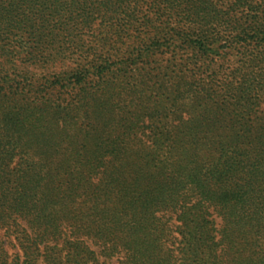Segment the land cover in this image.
I'll return each mask as SVG.
<instances>
[{
	"label": "trees",
	"instance_id": "trees-1",
	"mask_svg": "<svg viewBox=\"0 0 264 264\" xmlns=\"http://www.w3.org/2000/svg\"><path fill=\"white\" fill-rule=\"evenodd\" d=\"M112 260L264 264V0H0V264Z\"/></svg>",
	"mask_w": 264,
	"mask_h": 264
},
{
	"label": "rangeland",
	"instance_id": "rangeland-1",
	"mask_svg": "<svg viewBox=\"0 0 264 264\" xmlns=\"http://www.w3.org/2000/svg\"><path fill=\"white\" fill-rule=\"evenodd\" d=\"M163 59V57H159L158 55L154 56V58L149 60L148 68L153 67V61L157 59ZM159 59V60H160ZM12 64L8 65V68H10ZM22 70V72H21ZM6 80L11 81L10 84H13L14 87L19 86V88L26 87V92L29 90L35 91V90H43L45 88H48V96L46 98H59L60 95L55 91L51 90L54 89L55 85L53 82L56 80L54 74H51V71H45L37 68H31L27 66H20V69H11L9 73L6 75ZM42 94V93H41ZM44 94V92H43ZM111 264H119V261L112 260L110 262Z\"/></svg>",
	"mask_w": 264,
	"mask_h": 264
}]
</instances>
